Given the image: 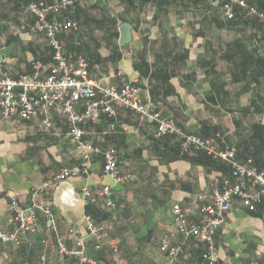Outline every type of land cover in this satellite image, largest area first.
<instances>
[{
    "label": "crops",
    "instance_id": "obj_1",
    "mask_svg": "<svg viewBox=\"0 0 264 264\" xmlns=\"http://www.w3.org/2000/svg\"><path fill=\"white\" fill-rule=\"evenodd\" d=\"M36 2L56 0H0V50L17 38L12 56L0 58V77L30 75L32 61L52 64L48 41L33 31L28 9ZM58 20L79 24L77 31L59 38L67 57L89 60L92 78L118 87L138 85L142 99L153 102L184 133L222 150L235 147L239 163L264 173V30L258 27L264 18L256 27H231L208 0H76ZM125 24L131 26L132 40L123 45L120 29ZM53 121L54 132H45L32 122L0 115V223L10 229L11 200L30 203L32 191L46 184L36 200L51 206L59 235L69 248L84 238L89 256L100 264H164L161 240L175 232L173 207L181 206L192 222L202 223L212 193L233 184L227 163L202 151L182 155L176 137L157 138L154 124L120 108L116 117L104 115L97 124L79 125L83 141L119 152L120 171L132 179L115 192L117 184L104 175L102 157L83 154L70 143L67 122ZM63 168L88 170L67 181L80 195L75 209L55 204L54 179ZM106 186L112 187L113 209L100 196ZM84 187L95 198L90 215L105 241L116 243L117 254L95 249L84 222ZM55 243L56 235L41 221L37 234L20 247L0 242V264H38L44 252L48 264H73L55 252ZM192 244L179 264L201 259L203 247L196 250ZM215 246L219 264H264V200L251 210L234 197Z\"/></svg>",
    "mask_w": 264,
    "mask_h": 264
},
{
    "label": "built area",
    "instance_id": "obj_2",
    "mask_svg": "<svg viewBox=\"0 0 264 264\" xmlns=\"http://www.w3.org/2000/svg\"><path fill=\"white\" fill-rule=\"evenodd\" d=\"M220 8L226 21L246 20L251 17L263 19L264 15L257 7L251 6L248 0H208ZM76 0H56L54 3L36 2L29 6L33 19V31L43 34L53 50L50 67L38 61H32L33 72L12 78L8 74L0 77V115L4 120L32 122L45 132H54V117L65 120L70 127V143L83 154L92 153L103 159V173L111 178L114 184H125L131 176L120 171L119 152L113 148H101L83 141L84 131L80 124L101 122L104 115L116 117L118 110L133 112L140 122L156 126V137H176L180 141L181 154L192 150L205 152L214 159L227 163L232 170L233 184L223 190H215L210 196L211 204L203 208L205 219L202 223L190 220V212L176 205L172 209L175 232L165 235L161 240V251L165 255L164 264H179L187 254L189 244L199 250L203 247L201 259L192 264H219L216 258L215 236L225 222L226 215L233 207V198L253 210L264 200V173L239 163L237 149L227 147L222 150L218 144L204 140L193 134H186L177 126L174 119L164 117L157 111L156 105L142 99V89L133 83L125 82L118 87L103 80H96L90 74V62L85 56L76 59L65 55L60 34L77 31L79 24L73 21H60L63 12L75 7ZM21 27V30H24ZM1 65V61H0ZM121 74H118L120 76ZM264 83V71L262 75ZM79 107L83 110L80 112ZM114 130L115 125L111 124ZM57 138L62 136L56 132ZM88 175L87 169L63 168L55 176V187L80 175ZM48 185L35 188L32 201L24 204L13 198L8 206L11 215V228L0 223V242L20 247L29 236L37 234L41 221H44L50 232L56 235L55 252L61 258H70L73 264H100L92 259L87 251L85 239L78 237L69 248L64 238L59 235L57 219L51 206L41 204L36 197L42 194ZM112 187L106 186L101 197L108 208H115L111 199ZM82 201L86 207L95 202L89 188L82 189ZM84 222L89 236L96 242L95 249L103 247L112 253H118L114 241H105L102 228L97 226L91 216L85 215ZM74 230H70L73 233ZM177 238L179 240L176 242ZM38 264H48L47 254L40 255Z\"/></svg>",
    "mask_w": 264,
    "mask_h": 264
},
{
    "label": "water",
    "instance_id": "obj_3",
    "mask_svg": "<svg viewBox=\"0 0 264 264\" xmlns=\"http://www.w3.org/2000/svg\"><path fill=\"white\" fill-rule=\"evenodd\" d=\"M121 38L120 43L125 45L131 42V26L125 24L120 29ZM14 52V46L0 50V58L5 56L10 58ZM122 188V184H117L113 191H118ZM80 195L74 191L69 182L60 184L55 194V204L64 210L75 209L79 203Z\"/></svg>",
    "mask_w": 264,
    "mask_h": 264
},
{
    "label": "trees",
    "instance_id": "obj_4",
    "mask_svg": "<svg viewBox=\"0 0 264 264\" xmlns=\"http://www.w3.org/2000/svg\"><path fill=\"white\" fill-rule=\"evenodd\" d=\"M248 2H249V4L251 5V6H255V7H257L258 8V10L261 12V13H263L264 12V5L263 4H261L260 2H259V0H248ZM29 10V9H28ZM219 10H220V8H219ZM220 12H221V10H220ZM221 14H222V12H221ZM258 20V21H257ZM259 18H256V17H251V18H248V19H246V20H241V19H237L236 21H231V22H228V24L231 26V27H233V26H237V25H244V26H247V27H249V26H252V27H256L257 26V23L259 22ZM259 28H261V29H263L264 30V24H262V25H260V26H258ZM15 42H17V38H12V39H10L9 41H8V45L9 46H11L12 44H14ZM93 204H88L85 208H86V210H85V213H86V215H89V216H91L90 215V206H92ZM101 250H103V249H101ZM96 258H100V256L99 257H95V259ZM97 260V259H96Z\"/></svg>",
    "mask_w": 264,
    "mask_h": 264
}]
</instances>
